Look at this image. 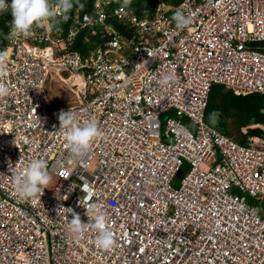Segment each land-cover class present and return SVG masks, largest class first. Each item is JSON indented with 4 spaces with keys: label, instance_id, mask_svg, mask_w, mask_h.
<instances>
[{
    "label": "built area",
    "instance_id": "built-area-1",
    "mask_svg": "<svg viewBox=\"0 0 264 264\" xmlns=\"http://www.w3.org/2000/svg\"><path fill=\"white\" fill-rule=\"evenodd\" d=\"M133 1L81 0L67 20L57 7L51 27L19 38L0 12V264H264V125L243 128L261 131L243 146L205 120L213 84L264 96V0H155L152 12ZM55 76L74 104L53 109ZM61 110L101 129L82 160L71 158ZM33 159L53 181L21 198L9 162L20 172ZM93 204L110 249L95 228L70 230L65 209L94 223Z\"/></svg>",
    "mask_w": 264,
    "mask_h": 264
},
{
    "label": "clouds",
    "instance_id": "clouds-1",
    "mask_svg": "<svg viewBox=\"0 0 264 264\" xmlns=\"http://www.w3.org/2000/svg\"><path fill=\"white\" fill-rule=\"evenodd\" d=\"M74 6L84 7L81 0H56L53 4L52 0H0V12L10 10L11 33L17 38L28 37L31 34L34 25H41L45 21H49V27L52 26L51 19L54 17V8H59L65 15L64 19H68V13ZM172 20L178 28H183L190 23V18L179 9L173 14ZM7 57V50H0V66L3 65ZM174 79V74L167 73L161 79L162 84H168ZM9 89L7 86L0 84V97L8 95ZM220 113L213 111L209 115V121L212 125L218 122ZM58 119L60 129L64 130V136L67 145L70 149L71 158L82 160L89 152L93 142L101 135V129L95 119H90L82 126L76 122L72 110H61ZM185 134L188 133L184 129ZM9 169L12 171V179L17 194L21 198H30L35 194L43 192V190L52 182V176L47 170V164L44 160L33 159L20 172H15V167L12 168L9 162ZM67 214H71L69 220L71 232L78 238L83 232L89 228H95L98 231L96 244L103 249L112 248L116 241L110 229L106 227L105 215L97 210L96 205H90L86 214H93L94 223H84L81 217L71 207L65 209Z\"/></svg>",
    "mask_w": 264,
    "mask_h": 264
},
{
    "label": "trees",
    "instance_id": "trees-1",
    "mask_svg": "<svg viewBox=\"0 0 264 264\" xmlns=\"http://www.w3.org/2000/svg\"><path fill=\"white\" fill-rule=\"evenodd\" d=\"M132 5L136 8H145L152 12L156 7V1L134 0ZM83 11L87 10L83 9ZM112 24L125 33L121 26H117V23L112 22ZM97 41L100 42L96 38L91 39L89 45L86 46L78 40L72 47V50L85 53L87 49L94 48ZM213 111H219L220 113L218 122L215 125H212L209 121V115ZM205 120L226 137L239 145L245 146L249 137L260 136L261 134L259 129H247L246 134H243L241 130L253 124L264 125V96L250 94L237 97L223 86L213 84L208 95Z\"/></svg>",
    "mask_w": 264,
    "mask_h": 264
},
{
    "label": "rangeland",
    "instance_id": "rangeland-1",
    "mask_svg": "<svg viewBox=\"0 0 264 264\" xmlns=\"http://www.w3.org/2000/svg\"><path fill=\"white\" fill-rule=\"evenodd\" d=\"M48 95L51 97L50 101L53 109H60L75 103L73 91L58 76L53 77L52 81L48 83ZM180 179L181 177H176L172 183V187L177 188L180 184ZM248 202L251 204L257 203V201H251L250 199H248ZM262 202L260 205L264 206V199Z\"/></svg>",
    "mask_w": 264,
    "mask_h": 264
},
{
    "label": "water",
    "instance_id": "water-1",
    "mask_svg": "<svg viewBox=\"0 0 264 264\" xmlns=\"http://www.w3.org/2000/svg\"><path fill=\"white\" fill-rule=\"evenodd\" d=\"M181 175V172L177 173V176L179 177Z\"/></svg>",
    "mask_w": 264,
    "mask_h": 264
}]
</instances>
